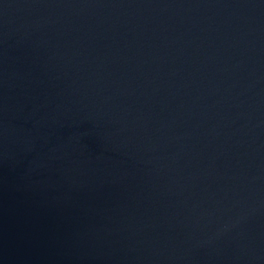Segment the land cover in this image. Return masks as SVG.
I'll use <instances>...</instances> for the list:
<instances>
[{"label":"water","instance_id":"water-1","mask_svg":"<svg viewBox=\"0 0 264 264\" xmlns=\"http://www.w3.org/2000/svg\"><path fill=\"white\" fill-rule=\"evenodd\" d=\"M0 264H264V0H0Z\"/></svg>","mask_w":264,"mask_h":264}]
</instances>
